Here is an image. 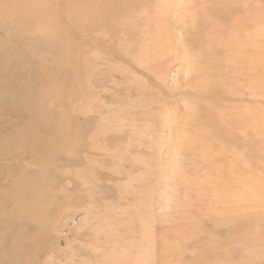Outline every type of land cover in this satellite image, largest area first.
Wrapping results in <instances>:
<instances>
[{"label":"rangeland","instance_id":"374dc122","mask_svg":"<svg viewBox=\"0 0 264 264\" xmlns=\"http://www.w3.org/2000/svg\"><path fill=\"white\" fill-rule=\"evenodd\" d=\"M1 4L0 264H264V0Z\"/></svg>","mask_w":264,"mask_h":264},{"label":"bare ground","instance_id":"6f19581e","mask_svg":"<svg viewBox=\"0 0 264 264\" xmlns=\"http://www.w3.org/2000/svg\"><path fill=\"white\" fill-rule=\"evenodd\" d=\"M41 1H43V0H41ZM16 3L20 5L22 2H17L16 1ZM25 13H30V12H25ZM36 14L37 13H31V16H35ZM9 19H12V18L8 16V13L3 8L2 4H1V0H0V25H6V23L3 22V21L8 22ZM32 20L33 19H31V21ZM39 91L41 93V90H39ZM40 95L42 96V98L37 103V105L35 106V107H38V108H42V103H43V100H44V97H45V95H43V94H40ZM46 118H47V113H44V112L41 111L40 114L38 115L37 119H36V125L40 123V120H43L44 119V121H47ZM28 130H30V129H26V131L24 133H27ZM52 130H55V129L52 128ZM52 133L50 135H52ZM50 135H49L48 139L45 140V143H44L45 145H50V143H51ZM6 147L9 148V143L8 142H5V147L4 148L6 149ZM19 152L16 151V153H19ZM9 193L10 194H14L13 190H10ZM52 198L55 199L54 194L52 195ZM47 209L48 210H50V209L53 210V208L49 206L48 202H47V204L42 205L41 203H39L37 201H34L29 207H27L25 210H23L22 216L24 218L27 217L29 219H32L31 217H33L34 215H36L39 211H41V210H47ZM6 212H7V209H5V208H3L2 211L0 212V220L3 223H8L5 219H3V213H6ZM28 216H30V217H28Z\"/></svg>","mask_w":264,"mask_h":264}]
</instances>
